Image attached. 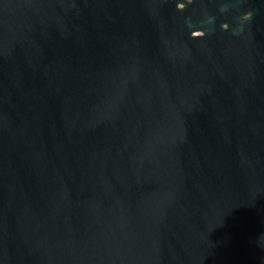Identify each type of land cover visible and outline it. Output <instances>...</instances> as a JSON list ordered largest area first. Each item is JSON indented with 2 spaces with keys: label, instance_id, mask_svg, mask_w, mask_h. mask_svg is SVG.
<instances>
[{
  "label": "water",
  "instance_id": "1",
  "mask_svg": "<svg viewBox=\"0 0 264 264\" xmlns=\"http://www.w3.org/2000/svg\"><path fill=\"white\" fill-rule=\"evenodd\" d=\"M0 264H264V0H0Z\"/></svg>",
  "mask_w": 264,
  "mask_h": 264
}]
</instances>
